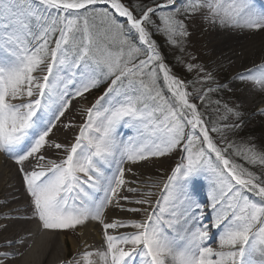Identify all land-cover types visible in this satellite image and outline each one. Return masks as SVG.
Returning a JSON list of instances; mask_svg holds the SVG:
<instances>
[{
	"label": "snow or ice",
	"instance_id": "obj_1",
	"mask_svg": "<svg viewBox=\"0 0 264 264\" xmlns=\"http://www.w3.org/2000/svg\"><path fill=\"white\" fill-rule=\"evenodd\" d=\"M176 4L177 0H165L137 18L120 0H0V151L20 165L33 215L44 229H74L88 219L103 225L104 250L85 251L68 264H137L138 260L139 264H264V176L230 159L226 153L231 144L221 148L214 142L197 105L189 100L190 93L161 62L147 30L146 25L153 23L150 14L159 9L162 27L158 31L172 44L177 43V35L186 37V26L177 18L181 8ZM110 9L126 17V24ZM202 9H207L205 18L211 17L213 23L264 29V8L257 10L255 0H185L182 6L186 15ZM62 72L69 75L68 83L80 75L75 96L97 87L98 76L111 78V84L86 110L87 119L75 143L66 149L65 158L41 163L45 157L37 154L51 126L43 127L45 116L39 113L44 112L50 124L52 116L59 120L69 106L65 102L68 91L58 88L64 79H58ZM161 73L171 96L158 84ZM240 78L264 89V63ZM34 96L38 98L32 99ZM106 98L108 107L100 112L97 106ZM121 123L137 132L127 144L116 139ZM186 128L191 130L186 132ZM211 131L220 129L213 125ZM181 147L187 163L172 169L152 211L128 209L144 211L145 219L104 221L105 209L114 200L120 206L117 197L126 183L125 160L135 164ZM210 154H215L218 164ZM235 154H242L250 164L264 165V154L252 149ZM30 157L38 163L26 171L24 162ZM113 163L115 170L106 175L102 165ZM206 171H211L217 186L212 197L216 216L211 225L220 230L217 248L207 244L211 239L207 225L194 230L177 227L181 220L187 224L189 218L195 219L194 209L200 204L192 182ZM151 195L146 192L135 203L152 206ZM161 201L171 208V218H164ZM126 227L136 231L121 235L108 231ZM9 255L0 253L5 259Z\"/></svg>",
	"mask_w": 264,
	"mask_h": 264
},
{
	"label": "bare ground",
	"instance_id": "obj_2",
	"mask_svg": "<svg viewBox=\"0 0 264 264\" xmlns=\"http://www.w3.org/2000/svg\"><path fill=\"white\" fill-rule=\"evenodd\" d=\"M255 7L257 10L264 8V0H255ZM207 16V13H206ZM207 20H212L211 17ZM211 22L210 30L214 32V38L216 40H211L213 45L216 46V59L219 64L225 63L226 67L231 69L234 73L232 80L241 82H247L245 88L248 93L245 95L246 101L250 104L255 102L256 99L264 97V89H261L259 85L249 81L247 79H241V75H246L248 70L259 66L264 63V29H249L241 27H233L227 25H221L219 22ZM209 29V27L207 28ZM260 32V33H258ZM46 74L41 73L40 75ZM61 73L58 74V79ZM74 83L63 84L60 80L58 84L59 90H67L69 95L66 98L68 103V108L64 110V115L60 116L59 120H56L54 116L51 117V123H48V117L44 112H40L39 115L45 116V121L43 127L51 126V132H49L46 137V143L41 148L40 152L37 154L43 155L45 163L48 160H54L59 162L62 160L63 153L66 149L70 148L72 142L78 136L76 133V127L78 126V121L80 120L85 108L78 106V100L80 96H75L74 93L77 87L80 86L78 79L73 78ZM76 83V86L74 85ZM38 96H34L32 99H36ZM258 105L264 107V98L262 101L258 102ZM58 114V112H57ZM83 125V123L81 124ZM34 142V138H33ZM56 144H60L63 147L57 149ZM121 144H123L121 142ZM30 147V144L28 145ZM64 151V152H63ZM181 157V156H180ZM179 157V158H180ZM168 161V159H164ZM178 162V161H177ZM177 162L174 164L176 166ZM37 159L30 157L28 161L24 162V167L26 171L32 170L37 166ZM136 164V163H135ZM135 164L127 162L123 163L125 168V185L121 188L117 199L119 200V205L116 206V201L105 209L104 219L106 223H111L115 220L120 221H141L145 219V212H131L128 209H146L152 211L158 200L160 190L163 185L167 182L168 176L172 173L164 175L163 178H156L153 176L150 170L140 171L135 169ZM159 165V164H158ZM173 166L171 169H173ZM116 165L113 163L111 165H102V171L106 175H111L115 170ZM130 169V171H129ZM14 171V172H13ZM14 173V174H13ZM15 175L16 178L13 176ZM20 182L17 187L16 183ZM156 184L157 189H151L148 184ZM23 190V194L21 189ZM23 181V176L20 172V165L15 163V160L9 154L0 151V253L6 252L10 255L7 259L0 256V260L3 264H68L72 261L74 257L80 259V254L85 251H97L104 250V229L103 225L99 221L88 219L82 225H77L74 229H65L66 232L71 235L77 234L76 238L80 239V242L76 241L74 238L69 239L70 245L67 252L66 250H60V242L56 240V235L62 234L57 230L45 229L44 231L39 219L33 215V209L31 206V198L29 197ZM129 188L136 189L135 192L128 191ZM6 189L8 192H6ZM154 191V193H153ZM151 192L152 206L147 204L137 206L135 201L142 199L144 193ZM198 194V193H197ZM127 195V200L123 199L122 196ZM141 206V207H140ZM203 208H206L205 206ZM159 213V211L157 210ZM195 219L189 218L188 223L184 224L181 220L180 224L183 227L195 229L197 226H203V219H200L201 210L199 208L194 209ZM205 214L203 213V216ZM164 218L168 219L170 217V211H165L163 213ZM37 218V223L32 224V221ZM209 228V226H208ZM210 230V229H209ZM77 231V232H76ZM112 235H121L126 233H133L136 229L131 227L119 228V229H109ZM168 231L171 232V229ZM32 235V239H37L39 246L32 247L31 251L27 255L23 256L24 250L27 249L30 242V237L27 235ZM37 235H39L37 237ZM211 239L207 242L208 246L211 241L217 242L216 231L212 230L210 233ZM63 241V238H60ZM11 242V243H9ZM36 242V241H35ZM218 244V242H217ZM130 247V246H125ZM49 252H51L49 254ZM69 253H72L69 256ZM31 258H35L31 260ZM92 259L98 260V257H92ZM81 264L83 262L81 261ZM139 264V260L137 261Z\"/></svg>",
	"mask_w": 264,
	"mask_h": 264
},
{
	"label": "rangeland",
	"instance_id": "obj_3",
	"mask_svg": "<svg viewBox=\"0 0 264 264\" xmlns=\"http://www.w3.org/2000/svg\"><path fill=\"white\" fill-rule=\"evenodd\" d=\"M120 2L123 3L125 7H127L137 18H139L142 15L143 11H146L147 8H156L157 5L165 3V1L159 2L155 6H149L147 8H144V10H141L140 8L142 7L143 2H141L140 0H120ZM184 3L185 0H177L176 7L181 8V12L178 14L177 18L184 22L188 35L186 37H180L178 35L174 37V39L177 40L176 44H172L171 42H169L168 37L161 31H158V28L162 27L158 15L159 9H157L156 13L150 14L153 23L146 25V27L150 33L151 39L155 41L157 45V51L161 56V62H163L167 66L172 76L178 78L184 83L186 91L190 93V102L197 105L198 111L202 114V118L209 129V135L213 138L214 142L217 143V145L221 148H224L228 144H231L233 147L229 148L228 152L226 153V155H228L230 159H232L235 163L244 166L249 171L256 173L258 176H264V165H261L259 163L250 164L243 158L242 154H235L237 150L243 151L245 149H252L257 154H264V107L258 105V102L262 101L264 97L256 99V101L254 103L251 102V104L246 101L245 95H247L248 91L244 88L247 82H241L240 80L233 81L231 78L234 72L231 69L227 68L225 63L219 64L218 60L216 59V53L218 52V50L215 49L217 45H213V43L211 42L212 39H216L214 38V32L210 30V27L212 25L210 21L212 20L208 21L205 18L207 9H202L201 11H198L196 13L186 15L182 10V6ZM97 6L110 7L107 5ZM110 10L114 13L119 22L126 24L127 21H125L124 17H120L118 13H115L114 9ZM208 27L209 29H207ZM136 43L139 44L138 36L136 39ZM189 65H191V70H189ZM60 77H64V79L62 80L63 84H68L69 75L66 72H62ZM97 78L101 81L98 86L90 89L88 92H85L82 96H80V99L78 100V106H81L83 108L86 107L80 120L77 122L78 126L76 127L75 131L78 135L80 133V127L82 126L81 124H84L87 119L86 110L96 104L97 100H99L100 97L104 96L108 86L111 84V78L104 79L103 76H98ZM76 79L81 80L79 74H77ZM158 84L166 96H171V93L168 92L165 86L162 73L160 74ZM74 85L76 86V83ZM209 89H212V91H209ZM200 96H204V99L201 100L199 98ZM106 107H108V98L101 100L100 105L97 106L100 112H103V109ZM228 109H232L233 111L229 112ZM236 113H239V115L237 116ZM246 114L248 115V118L245 121L246 124L243 126L237 125L236 127H234L235 120L239 117L245 116ZM213 125L219 128L220 131L212 132L211 128ZM225 125H232V127H225ZM190 130V128L185 129L186 132ZM257 133L258 138L255 140L252 135H255ZM196 134L199 135L198 129L196 130ZM136 135V129L129 125L121 123L117 127L116 139L120 143L122 142L123 144H127L130 138H135ZM200 139L202 140V137ZM75 141L76 138L72 142V144L75 143ZM82 143L86 145L87 141L85 140ZM26 150L27 149H25V151ZM65 156L66 152L63 153L62 159H64ZM186 156L187 153H185L181 147L180 149L173 150L172 152L167 153L163 156L150 157L147 160L140 161L135 164V169L140 171L150 170L151 173H153V176H155L156 178H163L164 175L171 172V168L175 166L174 164L177 161L178 162L176 166L180 163L186 164L187 160L183 159ZM210 158L214 163L218 164V161H216V157L214 154H210ZM164 159H168V161H165ZM13 176L16 178L15 175ZM197 177L205 178V180H208V182H206L207 185L206 187H204V189L202 187L198 189L195 186L196 193L200 194L201 191L205 193L202 197H204L207 203L206 204L203 201L199 202V210H202L205 214L204 216L200 217V219H203V225L209 226L210 233L212 232V230L216 231V239H218L219 241L220 230L213 229L211 227L214 221V217L216 216V213L214 212L212 207V197L215 195L214 188L217 187L215 184V178L211 171H206ZM19 183L20 182L16 183L17 187L20 185ZM206 183H204V185ZM233 183L235 182L233 181ZM148 185L152 190L157 189L156 184L154 183ZM162 190L163 188H161L160 191L162 192ZM6 192H8L7 189ZM21 192L23 194L22 189ZM161 192L158 199H161ZM198 194L196 196H198ZM249 195L252 196L251 193H249ZM126 196L127 195H123L122 197ZM252 198L256 200L259 199L257 197ZM136 205L139 206L140 204ZM161 206L165 207V211L171 212V208L165 206L163 201H161ZM204 206L206 208H203ZM157 210L159 211V209ZM30 221H32V224L36 223V220ZM104 221L106 220L104 219ZM59 231L63 233V236H61L62 234L58 233ZM57 233L58 235L55 236L57 239L56 241L58 243L60 242V250L62 251L66 250L67 252L68 250H70V237L80 242V239L76 238V233L71 235L70 233L66 232L65 229H58ZM31 236L32 235L28 236V238L30 237V242H28L29 246L24 250L23 256L27 255V253L31 251L32 247L39 246V243H37V239H32ZM38 236L39 235H37V237ZM61 237L63 238V241L60 240ZM217 242L211 241L209 246L217 248ZM50 253L51 252H49V254ZM71 254L72 253H69L68 257H70ZM34 259L35 258H31V260ZM259 259L261 258L257 255V260ZM32 262L28 264H31ZM21 263L22 262H18V264Z\"/></svg>",
	"mask_w": 264,
	"mask_h": 264
},
{
	"label": "trees",
	"instance_id": "obj_4",
	"mask_svg": "<svg viewBox=\"0 0 264 264\" xmlns=\"http://www.w3.org/2000/svg\"><path fill=\"white\" fill-rule=\"evenodd\" d=\"M141 2H143V5H142V7L140 8L141 10H144V8H147V7H149V6H152V5H155V4H157V3H159V2H164L165 0H140ZM207 86H211V85H207ZM243 119V117H239L238 119H236L235 120V122L234 123H236V122H239V121H241ZM245 123H243L242 122V126L244 125ZM245 127V126H244ZM254 138H255V140L258 138V133L257 134H255V135H252Z\"/></svg>",
	"mask_w": 264,
	"mask_h": 264
}]
</instances>
